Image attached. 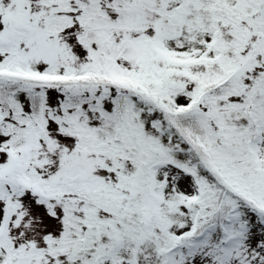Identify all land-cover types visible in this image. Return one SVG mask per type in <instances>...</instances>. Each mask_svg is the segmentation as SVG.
<instances>
[{"label": "snow or ice", "instance_id": "1", "mask_svg": "<svg viewBox=\"0 0 264 264\" xmlns=\"http://www.w3.org/2000/svg\"><path fill=\"white\" fill-rule=\"evenodd\" d=\"M0 264H264V0H0Z\"/></svg>", "mask_w": 264, "mask_h": 264}]
</instances>
